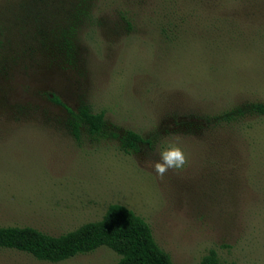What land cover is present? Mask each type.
<instances>
[{
	"label": "rangeland",
	"instance_id": "obj_1",
	"mask_svg": "<svg viewBox=\"0 0 264 264\" xmlns=\"http://www.w3.org/2000/svg\"><path fill=\"white\" fill-rule=\"evenodd\" d=\"M52 95L105 111L104 131L84 124L77 140ZM257 102L264 0H0V226L59 235L121 203L174 264L211 249L221 264H264ZM129 130L144 141L125 152ZM169 142L189 163L161 179L144 161ZM118 260L107 246L55 263L0 249V264Z\"/></svg>",
	"mask_w": 264,
	"mask_h": 264
},
{
	"label": "trees",
	"instance_id": "obj_2",
	"mask_svg": "<svg viewBox=\"0 0 264 264\" xmlns=\"http://www.w3.org/2000/svg\"><path fill=\"white\" fill-rule=\"evenodd\" d=\"M52 100L71 113L68 128L77 140H80L84 124L92 135L104 131L105 111L95 112L88 104L74 111L58 96L52 95ZM237 111L244 114L241 108ZM249 111L264 115V104L252 103ZM232 115L229 119L233 118ZM143 141L140 133L129 130L122 138L121 148L129 152ZM100 246H107L119 255L117 264H174L170 254L155 240L149 223L121 203H110L100 219L59 235L32 226H0V249L26 252L38 260L61 262L95 251ZM197 264H221V261L217 252L211 249Z\"/></svg>",
	"mask_w": 264,
	"mask_h": 264
},
{
	"label": "clouds",
	"instance_id": "obj_3",
	"mask_svg": "<svg viewBox=\"0 0 264 264\" xmlns=\"http://www.w3.org/2000/svg\"><path fill=\"white\" fill-rule=\"evenodd\" d=\"M159 159H145L144 164L163 179L169 170L182 171L189 163L185 150L178 144L169 142L158 151Z\"/></svg>",
	"mask_w": 264,
	"mask_h": 264
}]
</instances>
